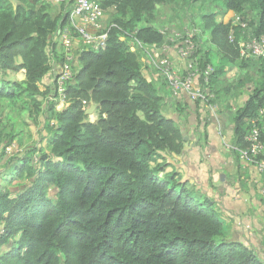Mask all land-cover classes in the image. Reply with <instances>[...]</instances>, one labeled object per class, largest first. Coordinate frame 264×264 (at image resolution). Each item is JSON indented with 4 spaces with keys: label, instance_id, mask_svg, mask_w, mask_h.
Wrapping results in <instances>:
<instances>
[{
    "label": "trees",
    "instance_id": "1",
    "mask_svg": "<svg viewBox=\"0 0 264 264\" xmlns=\"http://www.w3.org/2000/svg\"><path fill=\"white\" fill-rule=\"evenodd\" d=\"M94 1L112 13L107 41L98 51L77 52L78 68L65 90L70 105L56 112L39 84L50 70L56 38L70 23L71 2L60 3L55 13L52 2L0 0V100L20 99L35 121L47 115L44 147H32L6 164L0 264H263L252 250L224 238L211 200L181 182L175 171L165 172L163 154L180 155L184 139L178 121L163 114L164 97L144 75L136 41L143 48L166 43L153 25L154 12L173 0ZM196 1L240 19L224 24L215 12L201 15V31L208 32L216 52L191 55L200 71L212 68L207 85L200 77L208 96L194 100L198 107L214 101L225 66L250 65L249 57L240 56L241 23L253 29L254 37L264 36V0ZM197 33L193 42L199 46ZM20 71L25 73L21 81L2 78ZM83 102L98 106L94 122ZM174 105L183 116L185 108ZM263 105L264 77L232 119L238 156L248 148L246 124ZM260 127L258 158L264 160V121ZM14 135L0 131L2 156ZM23 180L12 192L9 185Z\"/></svg>",
    "mask_w": 264,
    "mask_h": 264
},
{
    "label": "crops",
    "instance_id": "2",
    "mask_svg": "<svg viewBox=\"0 0 264 264\" xmlns=\"http://www.w3.org/2000/svg\"><path fill=\"white\" fill-rule=\"evenodd\" d=\"M53 6H58L60 10L59 4H54ZM213 12L217 14L216 21L224 24L232 21L235 17V14L231 11L219 9ZM199 17H201V15ZM200 32L199 43L202 41L201 35L204 34V32ZM169 41L170 40L166 39V43L161 47L147 48L148 51H150L148 54L151 52L162 53L159 50H164L165 54L169 55L168 57H171L174 63L179 67V69L177 68L179 70V75L184 74L185 62L181 58L174 57V53L170 51L172 49L169 50L168 47ZM55 43V50L53 53L57 55L58 59L54 61L56 65L53 71L56 70L59 72L58 69L62 64L61 56L63 49L60 46V42L59 45L56 41ZM201 43L199 45H201ZM74 47L76 51H80L81 44L76 40ZM59 48L62 50L61 53H59ZM50 53L53 55L52 50H50ZM158 56H161V54H158ZM142 60L144 64V75L156 86V82L154 81V78H156L154 67H150L148 62H145L144 55ZM235 66H237V64H235ZM229 71V66H225V73L223 77L219 79V86L215 95L216 98L215 96L211 97L216 99L214 105H212L213 102L208 104L209 109L212 110H209L207 107H199V105L197 107L186 92H180V94L174 95L164 80H162L160 89L156 86L160 96L165 98V102H170V104L180 103L183 108H186L184 112L187 114H189L190 110H194V114L191 117L189 114L187 118L189 129L186 124V127H184L187 141H184L183 152L177 156L163 154V159L168 164L165 172L175 171L179 175L181 182H188L194 187L197 194L211 200L219 210L220 221L223 223L224 238L228 241L243 244L245 247L252 250L264 264V196L261 193L264 187V175H260L256 171L255 166L241 159L234 151L235 147L232 143V119L234 118L236 110L231 108L232 101L228 100L229 96L234 91L230 92L231 86L228 85V87H226L222 80L226 78ZM21 72L22 71L18 72L17 80L19 81L23 80L19 75ZM161 79H159L158 82H160ZM41 84L44 87L45 81L43 80L40 85ZM232 87L236 88V90L238 89L236 86ZM247 99H244L243 102L245 103ZM61 106L62 108H60V111L65 108L63 105ZM200 108L204 109L206 116H201L200 119H197L195 113L201 112L202 109L200 110ZM203 117L205 120L201 122ZM193 132L196 134L192 135ZM233 159H235L237 166L234 165ZM6 174L7 172L5 170L4 173L1 174L2 179L5 180L7 178L5 176ZM1 186L3 185H0V187ZM255 186L257 187V195L256 192H253ZM258 196L259 198L257 201L255 198ZM232 197L235 200H232Z\"/></svg>",
    "mask_w": 264,
    "mask_h": 264
},
{
    "label": "rangeland",
    "instance_id": "3",
    "mask_svg": "<svg viewBox=\"0 0 264 264\" xmlns=\"http://www.w3.org/2000/svg\"><path fill=\"white\" fill-rule=\"evenodd\" d=\"M54 5V4H53ZM55 7V13L58 12L59 8L58 6ZM219 10V7L212 6L209 3L202 4L199 1L196 0H173L171 3L164 4L162 6H158L157 10L154 12V22L153 25H156V28L160 31H164L165 38L170 40L168 42L169 50L174 53L175 58H179L178 55V49H177V43L175 39H178L179 37L183 36V34L190 30L191 28L195 27L197 28L198 33L201 32V17H199L202 14L213 12V11ZM111 11L103 12L102 17V24L105 27H108L111 22ZM253 15L250 14V16L247 18V21L251 20ZM231 22V21H230ZM155 23V24H154ZM243 32L240 35V42L242 44H246V42L252 38V32L253 29L249 27H244ZM202 43L201 45L196 44V53L197 57L204 54L205 50L209 49L210 51L216 52V49L214 46H212L209 43V34L208 32L204 31V34L201 35ZM60 38H56V42L59 45ZM195 42V41H194ZM172 46V47H171ZM60 52H62L61 48ZM142 54L145 56V62H148L149 66L154 67L156 72V78H154V81L156 82V86L160 89L162 86V80H164V77L159 72L154 60H160V59H167L172 62V67L175 71L179 72V67L174 63V60L171 57H168L169 55L165 54L164 50H159L162 53H153L151 52L148 54V49L145 51L144 48H142ZM147 52V53H146ZM164 52V53H163ZM158 54H161V56H158ZM142 55V58H143ZM52 58V59H51ZM250 58V65L248 67H241L239 62H237V66L230 65L229 69L230 71L227 73L226 78H223L224 81L223 84L228 87V85L231 86L230 92L232 94L229 96L228 100L232 101L231 108L237 110L239 107H241L244 102V99H247V97L250 95L252 90L255 87V84L263 79L264 77V70L262 69V62L261 60H256L251 57ZM180 59V58H179ZM56 59L53 57V55H50V70L45 78L43 79L45 81V86L40 87L41 92H45L46 89L49 90V93H52L50 89L53 87V80H54V71L53 68L55 67V61ZM215 61V60H214ZM182 67V66H181ZM236 67V68H235ZM78 68V63H74L72 66V70ZM178 68V69H177ZM52 69V70H51ZM4 80H17L18 79V73H6L2 77ZM163 78V79H161ZM153 79V78H152ZM160 82H158V80ZM240 80L243 83L240 84ZM239 84V85H238ZM232 86H236L238 89L233 88ZM213 99V98H211ZM214 101L216 99H213ZM164 101L165 98H164ZM214 101L213 104L214 105ZM163 114L166 117H172L175 120L178 121L179 125L184 129L186 125L188 124V115L190 114V117L194 114V110H190L189 114L185 113L183 111V116L179 115L176 110V105L173 103L170 104L165 102ZM199 107H207L209 109V106L205 102H200ZM200 108V110L202 109ZM186 109V108H185ZM59 110V109H58ZM212 110V109H209ZM222 110V109H221ZM58 112V111H57ZM234 113V112H233ZM197 119L201 116H206V112L204 109H202L201 112L195 113ZM194 115V117H195ZM228 115V112H227ZM46 116L47 115H39L37 121L34 120V118L29 117L28 110L26 109V106L22 103L20 99H16L13 102H9L7 100H0V131L7 134L8 132H14V138L12 144L7 147L6 151L4 152V156H2L3 151L1 150L3 143H0V185H6L7 182H3L1 174L4 173L6 164L12 158H21L26 152L31 150L32 147L34 148H40L44 147V140L47 138V131H46ZM94 117L97 118V112H94ZM205 118H202L201 122H204ZM55 122H53L51 125H54ZM186 124L185 126H183ZM187 128L189 129L188 125ZM186 134V132H185ZM196 133L193 132L192 135H195ZM234 165L235 159H233ZM9 164H12L9 163ZM257 171V170H256ZM25 184V180L23 181H14L12 185L10 184L9 187L11 188V191H16L19 186ZM229 185V184H228ZM230 186V185H229ZM253 192L255 193L257 190V187L255 186L253 188ZM51 191L50 196H53L54 193ZM257 195V192H256ZM255 195V196H256ZM258 198H255L258 201ZM232 200L233 199L232 197ZM223 224V223H222ZM227 238V236H226Z\"/></svg>",
    "mask_w": 264,
    "mask_h": 264
},
{
    "label": "built area",
    "instance_id": "4",
    "mask_svg": "<svg viewBox=\"0 0 264 264\" xmlns=\"http://www.w3.org/2000/svg\"><path fill=\"white\" fill-rule=\"evenodd\" d=\"M39 2H52L58 5L63 2H71V0H36ZM70 23L64 28L60 37V46L63 49L62 64L59 67V72L54 70L53 87L50 89L52 93L47 95L46 103L54 105V110L60 111L69 107L70 103L65 97L67 84L73 79L72 66L77 62V52L74 44L77 40L81 44V50L98 51L103 49L108 38V27L102 24L103 10L98 2L94 0H73L69 5ZM240 22L238 17H235L233 23ZM242 27H246L241 23ZM165 35L164 31H160ZM197 32V28L188 30L185 36L178 39V55L185 62L184 74L179 75L172 67V62L167 59L154 60L159 72L162 74L170 86L172 92L177 95L180 92H186L191 100L204 101L206 96L203 93L200 84V77L204 79L207 85L208 76L212 72V68L207 66L203 71H200L198 63L191 55L196 51V45L193 38ZM233 37H230L232 40ZM136 44L143 48L139 42ZM132 45H134L132 43ZM240 56L251 57L256 60L264 59V36L250 38L246 44L240 42ZM149 48V47H147ZM147 48H144L147 51ZM52 59V58H51ZM54 62V61H53ZM60 105V106H59ZM90 105L83 102V110H88ZM59 109V110H58ZM264 121V105L258 110L257 116L253 120H248L246 124L245 140L248 143V148L245 151H239V156L244 161L255 166L260 175H264V160L258 157L263 153V142L261 141L260 124ZM52 124V123H51ZM264 196V187L261 190Z\"/></svg>",
    "mask_w": 264,
    "mask_h": 264
},
{
    "label": "water",
    "instance_id": "5",
    "mask_svg": "<svg viewBox=\"0 0 264 264\" xmlns=\"http://www.w3.org/2000/svg\"><path fill=\"white\" fill-rule=\"evenodd\" d=\"M24 74L25 73L22 71L19 75H20L21 78L24 79ZM97 107L98 106L94 105L93 103H90V107L85 112L86 116H88V118H89V120L91 122H94L96 120V118L94 117V112L97 110ZM83 122H86V120L83 121ZM178 127H179V129H180V131L182 133V137H183L184 141H187V137H186L184 129L180 125Z\"/></svg>",
    "mask_w": 264,
    "mask_h": 264
},
{
    "label": "clouds",
    "instance_id": "6",
    "mask_svg": "<svg viewBox=\"0 0 264 264\" xmlns=\"http://www.w3.org/2000/svg\"><path fill=\"white\" fill-rule=\"evenodd\" d=\"M235 18V17H234ZM232 20H234V19H232ZM90 105V104H89ZM90 107V106H89ZM87 111V110H86Z\"/></svg>",
    "mask_w": 264,
    "mask_h": 264
}]
</instances>
